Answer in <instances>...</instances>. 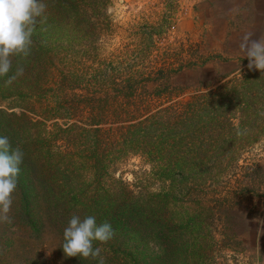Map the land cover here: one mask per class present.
Returning a JSON list of instances; mask_svg holds the SVG:
<instances>
[{
    "label": "trees",
    "instance_id": "1",
    "mask_svg": "<svg viewBox=\"0 0 264 264\" xmlns=\"http://www.w3.org/2000/svg\"><path fill=\"white\" fill-rule=\"evenodd\" d=\"M72 9L66 3L46 9V21L37 23L32 35L30 56L13 58L8 75L0 77V103L21 108L25 120L10 123L15 113L0 109L7 120L0 121V137L24 153L13 194L15 215L35 238L45 226L57 230L60 246L73 214L81 219L95 216L98 224L109 222L113 237L103 244L93 242L101 247L105 264H121L112 261L107 248L125 256L122 264H157L155 244L160 239L180 238L189 245L214 241L216 214L238 195L228 183L222 187L223 178L235 177L237 160H247L244 153L264 136V73L249 70L244 58L229 74L188 98L182 89L167 88L155 103L148 98L136 104L131 100L136 76L130 72L125 79L129 84L122 85L128 92L114 88L119 93L114 102L127 108V114H106L94 96L106 89L105 81L95 80L101 83L94 91L93 78L84 80L72 65L62 71L56 66L62 36L76 29L67 15ZM72 38L66 34V41ZM18 65L24 67L23 75L6 85ZM171 71L161 65L157 78ZM130 107L135 110L129 112ZM130 156L150 166L152 177L146 182L152 178L159 184L157 191L141 190L147 187L143 184L136 192L114 177L116 162ZM208 201L213 205L207 206ZM3 243L0 235L1 253L12 245L9 239ZM60 246V257L71 264H98L91 258L66 257Z\"/></svg>",
    "mask_w": 264,
    "mask_h": 264
},
{
    "label": "rangeland",
    "instance_id": "2",
    "mask_svg": "<svg viewBox=\"0 0 264 264\" xmlns=\"http://www.w3.org/2000/svg\"><path fill=\"white\" fill-rule=\"evenodd\" d=\"M43 2L47 10L64 3L73 7L67 15L76 29L62 36L64 48L60 47L62 52L56 66L62 71L72 65L84 80L93 78L94 91L100 90L97 85L101 83L95 80L105 81L106 89L94 96L95 100L100 99L98 103L104 106L101 110L106 114H127V108L122 109L114 102L119 94L114 88L128 92V86L122 89V85L129 84L125 79L130 72H135L136 76L131 83L133 103L148 98L155 103L162 92L168 91L167 88L182 89L183 97L188 98L196 89H204L214 84L218 77L229 74L247 58L239 48L246 32L253 33V39L264 38V0ZM66 34L67 39L74 37L72 41H66ZM161 65L172 71L164 78H157L156 71ZM141 72H144L143 76ZM120 97L119 100H123ZM105 101L108 102L106 106ZM7 107V103H0V109L15 113L10 123L25 121L20 117L21 108ZM128 110L135 109L130 107ZM0 121H7L2 114ZM246 157L247 160H237L240 168L235 177L227 175L223 178L226 184L222 187L228 183L226 187L236 188L238 195L235 203L228 206L224 203L227 209H220L216 214L214 241L208 238L189 245L180 238L160 239L155 244L157 264H264L263 135L242 158ZM148 176L152 177L150 166L139 156H130L115 164L114 177H121L136 192L143 184L147 187L141 190L155 192L159 189V184L152 178L146 182ZM135 182L139 186L135 187ZM243 188L248 189L241 193ZM223 192L230 196L226 189ZM205 204L212 206L213 202ZM15 213L12 208L9 213L11 223H0L2 246L6 239L12 242L6 252L0 251V264H24L29 259L38 264H71L59 255L62 236L57 230L45 226L39 238H35ZM106 251L113 255L114 263L125 261L123 254L114 255L108 248Z\"/></svg>",
    "mask_w": 264,
    "mask_h": 264
},
{
    "label": "clouds",
    "instance_id": "3",
    "mask_svg": "<svg viewBox=\"0 0 264 264\" xmlns=\"http://www.w3.org/2000/svg\"><path fill=\"white\" fill-rule=\"evenodd\" d=\"M47 5L43 0H0V77L7 76L13 66V58L26 59L31 54L32 35L37 23L46 21ZM253 33L246 32L239 44L243 56L249 60V70L264 73V38H252ZM24 73V67L18 65L15 73L5 81L10 85ZM238 135L242 134L239 130ZM24 153L19 147L13 148L9 139L0 137V223H11L9 213L12 209L13 194L17 189V179ZM114 230L109 222L97 223L95 216L83 219L73 214L63 229L61 248L66 257L98 260L105 264L101 244L109 241Z\"/></svg>",
    "mask_w": 264,
    "mask_h": 264
}]
</instances>
